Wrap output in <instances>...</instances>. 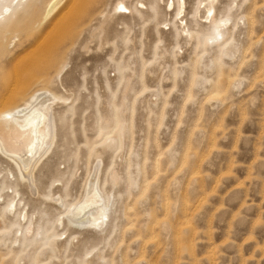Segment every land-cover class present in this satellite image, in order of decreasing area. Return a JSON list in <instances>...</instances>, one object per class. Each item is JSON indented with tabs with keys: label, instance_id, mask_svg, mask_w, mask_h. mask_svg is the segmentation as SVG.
Returning a JSON list of instances; mask_svg holds the SVG:
<instances>
[{
	"label": "rangeland",
	"instance_id": "obj_1",
	"mask_svg": "<svg viewBox=\"0 0 264 264\" xmlns=\"http://www.w3.org/2000/svg\"><path fill=\"white\" fill-rule=\"evenodd\" d=\"M49 1L0 24V110L67 101L32 175L0 146V264H264V0H91L53 47ZM93 184L100 227L68 217Z\"/></svg>",
	"mask_w": 264,
	"mask_h": 264
},
{
	"label": "bare ground",
	"instance_id": "obj_2",
	"mask_svg": "<svg viewBox=\"0 0 264 264\" xmlns=\"http://www.w3.org/2000/svg\"><path fill=\"white\" fill-rule=\"evenodd\" d=\"M22 1L24 0H0V24L6 20H12L13 4L16 3L14 5L16 9ZM64 1L50 0L44 14L43 20L52 19L40 29L38 37L42 40L50 38V47L61 44L65 40L67 30L71 27L73 9H77L91 0H69L66 5ZM126 2L133 6L132 10H137L140 7L137 0H121L115 5L114 11L130 15L131 8ZM177 2L179 10L182 12L183 3L181 0ZM205 2H207V14H214L216 0H205ZM169 7H175L173 0ZM213 23H215L214 32L223 39L221 25L225 26L227 21ZM13 26L16 27L17 22L13 23ZM34 37L37 38V35ZM20 85L21 83L18 82L12 87L7 83L8 91L6 92L10 94L8 100L13 102L14 107L6 109V105H4L0 110V146L18 163L23 175L24 172L32 175L41 160L49 153L57 138L54 103L58 101L67 104V101L49 91H37L29 96L25 95L22 91L23 88L19 87ZM89 190L85 199L74 207L68 217L74 222L100 227L106 218V209L97 187L93 184ZM90 208H92L91 211H89Z\"/></svg>",
	"mask_w": 264,
	"mask_h": 264
}]
</instances>
